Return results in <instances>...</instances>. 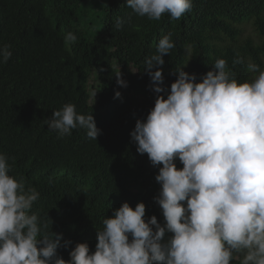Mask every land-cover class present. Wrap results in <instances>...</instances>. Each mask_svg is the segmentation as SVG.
Returning <instances> with one entry per match:
<instances>
[{"label": "trees", "instance_id": "trees-1", "mask_svg": "<svg viewBox=\"0 0 264 264\" xmlns=\"http://www.w3.org/2000/svg\"><path fill=\"white\" fill-rule=\"evenodd\" d=\"M126 3L0 0V46L11 45L13 53L0 62V153L9 158V174L40 193L31 211L49 232L73 242L58 250L65 260L76 243L86 242L94 252L102 220L124 202L133 209L143 202L146 218L155 215L163 223L154 199L158 169L130 137L154 107L156 94L141 79L150 78L144 61L163 35L171 33L175 43L164 56L165 87L180 68L199 82L217 58L240 83L251 82L248 63L264 71V0H193L179 20L164 14L159 21L136 16ZM116 17L124 20L120 30L113 27ZM248 25L257 37L247 36ZM70 31L78 37L74 44L64 40ZM238 58L243 63H234ZM118 73L127 87L117 85ZM67 103L93 115L102 133L97 141L86 129L60 137L43 123Z\"/></svg>", "mask_w": 264, "mask_h": 264}, {"label": "clouds", "instance_id": "clouds-1", "mask_svg": "<svg viewBox=\"0 0 264 264\" xmlns=\"http://www.w3.org/2000/svg\"><path fill=\"white\" fill-rule=\"evenodd\" d=\"M193 6V0L126 3L136 16L154 21L164 14L179 20ZM123 25L116 17L113 27ZM64 40L74 44L78 37L70 31ZM174 47L168 33L145 58L156 97L130 133L137 153L147 154L158 169L154 199L163 223L155 215L146 218L143 202L134 209L124 202L102 220L94 252L88 243H76L65 260L58 250L73 242L49 232L48 223L31 211L40 193L10 175L9 158L0 153V264H231L241 257L240 264H264V71L248 63L258 75L240 83L227 61L217 58L199 82L196 74L176 70L168 88L164 56ZM12 54L11 45L0 46V62ZM115 76L118 86L127 87L121 73ZM120 97L116 91L114 98ZM43 123L60 137L78 128L94 141L102 134L93 115L79 114L72 103Z\"/></svg>", "mask_w": 264, "mask_h": 264}, {"label": "rangeland", "instance_id": "rangeland-1", "mask_svg": "<svg viewBox=\"0 0 264 264\" xmlns=\"http://www.w3.org/2000/svg\"><path fill=\"white\" fill-rule=\"evenodd\" d=\"M246 28H247V36H248V35H252V36L257 37V33H256V31H255V29H254L251 25H248V27L246 26ZM257 75H258V74L252 73L251 81H252ZM141 81H142L144 84H150V78L143 77V78L141 79Z\"/></svg>", "mask_w": 264, "mask_h": 264}]
</instances>
